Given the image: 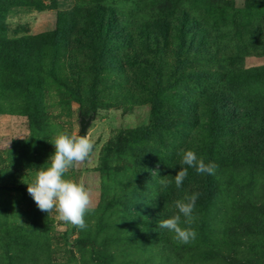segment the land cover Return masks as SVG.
<instances>
[{"label":"rangeland","instance_id":"obj_1","mask_svg":"<svg viewBox=\"0 0 264 264\" xmlns=\"http://www.w3.org/2000/svg\"><path fill=\"white\" fill-rule=\"evenodd\" d=\"M194 2L34 0L30 5H13L3 14L7 40L50 34L60 24L64 35H75L66 42L71 51L76 50L72 39H77L81 23L98 9L121 23L115 32L133 39L129 48L117 42L121 51H115L111 42L108 70L96 78L98 84L92 90L88 89L90 73L70 77L63 72L55 83L43 76L40 90H35L29 76L26 92L14 88L4 93L0 84V264H199L193 241L181 244L173 239L174 233L159 227L160 220L176 214L174 202L181 199L174 185L165 187L160 182L164 177L170 179L173 169L167 167L159 176L160 162L150 169L143 165L147 154L163 153L162 148L172 153L178 148L179 135L186 128L182 123L192 117L179 116L187 104L177 99L186 90L197 91L192 83L173 86L172 47L164 48L163 35L175 28L180 12L192 17ZM231 2L234 8H241L245 0ZM38 53L47 55L48 50L31 53L29 67ZM84 53L89 66L94 56ZM241 65L244 69L263 68L264 54H249ZM1 82L8 80L2 78ZM64 83L68 91L62 87ZM155 83L162 90L158 106L162 128L137 141L142 129L153 123ZM251 85L264 102V75L254 77ZM173 95L174 101L163 100ZM91 115L85 136L93 150L86 161L64 175L83 183L89 192L87 227L79 229L59 220L55 212L40 211L27 193V184L34 179L36 168L54 153L51 143L55 135H77L79 117ZM254 133L256 128L251 135ZM192 135L188 134V140ZM187 146L197 156L201 153L196 142L189 141ZM234 147L216 148L219 158L212 161L218 165L214 174L218 195L206 208L205 222L217 233L210 238L218 249L211 251L220 258L206 264H264V167L243 162L264 159V147L252 143ZM184 192L188 191L180 190ZM199 209L195 207V211Z\"/></svg>","mask_w":264,"mask_h":264},{"label":"trees","instance_id":"obj_2","mask_svg":"<svg viewBox=\"0 0 264 264\" xmlns=\"http://www.w3.org/2000/svg\"><path fill=\"white\" fill-rule=\"evenodd\" d=\"M33 2L34 0H0V80L2 81V78L8 80L7 83H0L4 93L14 88L26 92L28 84L25 80L29 76L35 90H40L44 86L43 76L55 83V79L61 77L63 72H67L70 77L73 74L90 73L92 79L88 82V89L92 90L91 88L98 84L96 78L108 70L106 60L111 55L109 49L111 42L115 51L122 50L117 47V42L122 46L124 44L126 48L131 46L132 36L115 32L121 23L113 15H106L102 9H98L96 14L81 23L82 31L76 34L77 39H72L76 48L73 51L66 41L75 35H64L60 24H57L50 34L7 40L4 36L3 14L13 5H30ZM191 12L192 17L185 11L179 13L175 28L164 33L163 43L164 48L168 45L172 47L176 72L172 79L173 86L192 83L197 91V94H193L186 90V94L178 95L177 99L180 103L187 104L185 111L179 113V116L192 117L186 123H182L186 128L179 135L178 140L181 141L178 148H174L172 153L162 148L163 153L147 154L145 156L147 159L144 164L142 163L150 169L152 164L160 162L162 170L158 173L159 176L166 173L165 168L173 169L170 171V176H173L169 180H172L171 184L174 186L173 177L185 166L181 164L179 148L191 150L192 147L187 146L189 141L201 146L202 150L198 156L203 157L206 163L218 160L216 148L225 150L228 146L232 150L237 147L234 145L239 147L248 143L259 146L260 149L264 147V102L251 85L254 77L264 75V67L244 69L241 65L243 57L249 54H264V0H245L241 8H234L231 0H207L206 3L203 0H195ZM42 50H48L47 55L38 53L34 57V63L29 67L27 64L31 53ZM84 51L90 53L91 58L94 56L93 60L90 59L89 66L88 58H84L86 56L83 54ZM107 66L112 68L113 64L109 63ZM20 78L25 83H20L18 80ZM62 87L66 91L69 90L66 83ZM152 95L153 123L142 129L141 138H137V141L162 128L158 107L162 90L157 83L154 85ZM173 97L163 100L174 101L176 96ZM198 111L199 116L196 115ZM255 128L256 134L251 135ZM227 129L228 133L225 132ZM190 132H193V135L192 139L188 140ZM130 135L131 133L125 136ZM206 142L209 144L206 145ZM107 147L109 146L105 148ZM259 160L243 162L262 169L264 159ZM217 184L215 175L197 174L194 169L188 168L183 185L180 188L175 186L181 199L193 193L200 194L195 206L200 209L194 212L197 219L193 224L197 226L194 229L197 235L192 244L199 264L218 261L220 258L211 251L214 248L218 249L217 244L210 238L217 233L211 232L208 221L205 222L206 208L218 195ZM184 188L188 192L180 193Z\"/></svg>","mask_w":264,"mask_h":264},{"label":"clouds","instance_id":"obj_3","mask_svg":"<svg viewBox=\"0 0 264 264\" xmlns=\"http://www.w3.org/2000/svg\"><path fill=\"white\" fill-rule=\"evenodd\" d=\"M51 144L54 146V153L45 165L36 168L34 179L27 184V193L40 211L48 215L55 212L59 220L85 229V214L91 204L89 192L83 183L65 179L64 175L75 165L86 161L93 150V144L87 136L64 132L57 133ZM179 155L181 164L187 167H181L173 177L177 188L183 185L188 168L194 169L197 174L208 175H214L218 168L217 164L206 163L203 157H198L192 150L182 149ZM160 182L167 187L172 180L164 177ZM199 195L197 192L176 200V214L158 222L160 228L174 233L173 239L181 244H188L196 239L197 233L191 226L197 219L194 211Z\"/></svg>","mask_w":264,"mask_h":264},{"label":"water","instance_id":"obj_4","mask_svg":"<svg viewBox=\"0 0 264 264\" xmlns=\"http://www.w3.org/2000/svg\"><path fill=\"white\" fill-rule=\"evenodd\" d=\"M92 118H93V115L88 116L87 118L79 117L77 135L85 136V130L88 127Z\"/></svg>","mask_w":264,"mask_h":264}]
</instances>
